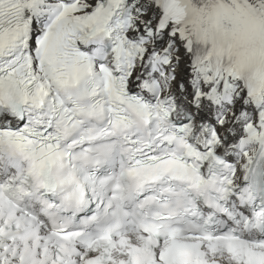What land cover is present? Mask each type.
Here are the masks:
<instances>
[{
	"label": "snow or ice",
	"instance_id": "obj_1",
	"mask_svg": "<svg viewBox=\"0 0 264 264\" xmlns=\"http://www.w3.org/2000/svg\"><path fill=\"white\" fill-rule=\"evenodd\" d=\"M0 264H264V0H0Z\"/></svg>",
	"mask_w": 264,
	"mask_h": 264
},
{
	"label": "clouds",
	"instance_id": "obj_2",
	"mask_svg": "<svg viewBox=\"0 0 264 264\" xmlns=\"http://www.w3.org/2000/svg\"><path fill=\"white\" fill-rule=\"evenodd\" d=\"M194 2L199 3L200 0H194ZM203 50H204V49H203V46H201V51H203Z\"/></svg>",
	"mask_w": 264,
	"mask_h": 264
},
{
	"label": "bare ground",
	"instance_id": "obj_3",
	"mask_svg": "<svg viewBox=\"0 0 264 264\" xmlns=\"http://www.w3.org/2000/svg\"><path fill=\"white\" fill-rule=\"evenodd\" d=\"M188 66V65H187Z\"/></svg>",
	"mask_w": 264,
	"mask_h": 264
}]
</instances>
